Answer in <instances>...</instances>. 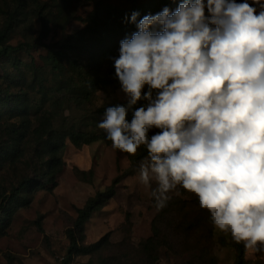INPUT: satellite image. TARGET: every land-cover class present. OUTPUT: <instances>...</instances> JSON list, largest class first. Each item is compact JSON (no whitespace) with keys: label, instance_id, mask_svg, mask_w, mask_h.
<instances>
[{"label":"rangeland","instance_id":"1","mask_svg":"<svg viewBox=\"0 0 264 264\" xmlns=\"http://www.w3.org/2000/svg\"><path fill=\"white\" fill-rule=\"evenodd\" d=\"M181 2H20L25 5L22 20L6 45L23 47L0 56V92L9 94L22 106L20 112L11 111L0 100V207L7 204L14 211L11 225L0 234V264L235 263L237 253L230 235L214 229L209 213L198 206L193 194L183 190L180 196L170 193L172 199L166 207L157 210L152 197V190L157 187L155 181L146 185L139 177L140 165L147 159L139 163L137 171H130L129 154L113 149L111 143L97 140L76 146L70 137L78 132L104 131L98 127L104 118L98 110L128 100L115 76L111 58L119 56L120 42L138 30L128 22L131 14L139 12L138 21L164 7L176 10ZM38 4H47V37L42 35V23L37 17ZM15 6L16 0H0L4 9ZM92 14L89 33L68 43L67 37L84 28V20ZM5 22L6 14L0 12V29ZM61 47L66 53L67 70L57 75L43 57L50 49ZM112 73L116 83L100 84L95 89L87 87L85 90L92 96L85 97L88 80ZM147 89L145 85L142 93ZM13 130L20 154L16 158L7 156L2 149L10 145ZM54 130L64 139L56 185L49 183L32 194L24 187L17 198L8 202L11 189L20 181L36 174L39 178L44 173L43 164L49 156L43 140ZM118 177L121 179L115 196L76 228L77 210ZM28 198L31 201L25 204ZM154 220L158 232L153 241L146 242L153 235ZM70 229L79 246L95 243L108 232L110 235L96 251L70 254ZM245 257L246 264H264V253L246 249Z\"/></svg>","mask_w":264,"mask_h":264},{"label":"clouds","instance_id":"2","mask_svg":"<svg viewBox=\"0 0 264 264\" xmlns=\"http://www.w3.org/2000/svg\"><path fill=\"white\" fill-rule=\"evenodd\" d=\"M138 16L111 58L127 108H106L98 127L113 149H147L139 177L155 181L157 210L170 193L193 194L214 229L264 253V0H183Z\"/></svg>","mask_w":264,"mask_h":264},{"label":"trees","instance_id":"3","mask_svg":"<svg viewBox=\"0 0 264 264\" xmlns=\"http://www.w3.org/2000/svg\"><path fill=\"white\" fill-rule=\"evenodd\" d=\"M19 1V2H18ZM16 0V6L14 8H7L4 9L0 7V12L6 14V22L4 23L3 27L0 29V46H2V50L0 51L1 55H6L10 51L17 50L21 47H23V44H19L17 46H11L6 45V42L8 41L11 33L14 31V29L17 27L19 22L22 20L21 16L24 13V7L25 5L20 3L23 0ZM156 1V0H153ZM160 3L168 5L170 3V0H158ZM242 1V0H241ZM47 11V4H38L37 5V17L42 23V35L44 37H47L50 33V21ZM93 18V14L90 15L88 18H86L84 21L86 22V26L72 34H70L68 38V43H72L76 41H79L81 37L86 36L87 33L92 29L91 25V19ZM45 60V63L51 68L52 72L56 73L57 75H63L65 74V71L67 70V67L65 65V58L66 53L65 50L61 47L59 49H50L48 54L43 57ZM75 69V68H74ZM81 71V70H80ZM77 73H79V70H77ZM114 73L111 74V76H96L88 80L86 87H92V89H95L96 86L100 84H112L116 83L115 79L113 78ZM86 98H91V92L88 90H85ZM148 91V89L146 90ZM145 91V92H146ZM155 90L153 91V95L155 96ZM22 97L19 95L18 99H21ZM0 100L3 102L1 103L6 108H9L11 111H19L22 110L21 104L18 103L16 99H11V96L7 93L0 92ZM147 101L140 100L137 102L136 105H133L132 108H129L127 110L126 120L128 122H131L133 118V113L135 109L139 107H146ZM128 100L121 101L113 104H109L105 107H102L98 110L100 114L105 113L106 108L112 107V106H125L127 108ZM16 130H13L12 135L10 137V145L7 144L6 147L2 148L5 151V154L7 156H12L13 158L19 157V149L16 146V137L17 133ZM159 129H152L149 133V135L155 134L156 132H159ZM57 131H52L50 134H48V137L43 140V143L45 145V148L47 149V154L49 158L45 160L43 164L44 173L39 177L38 175H34L26 180L20 181L18 186H14L11 189V195L8 197V202L14 198H17L20 194V191L22 188L27 187L29 189V193L32 194L33 192L42 189L45 187V185H49L51 183L53 186L57 183V177L60 171V167L62 165V160L59 157V153L61 149L64 146V139L59 138L58 134H56ZM53 134H55L53 136ZM71 141L76 145L79 146L84 143H91L93 141L97 140H105L107 143H111L106 139V132H98V133H92V132H78L73 133L70 135ZM131 161H132V168L130 171H137L139 163L143 160L147 159V149L144 146H141L135 155H130ZM41 169V170H42ZM120 177L114 179L113 183L105 190V191H99L96 193L95 196L91 197L84 207L79 208L78 211V218L76 221V228H79L85 221H87L92 213L95 211L101 209L111 198H113L116 194V187L120 182ZM4 200L3 202H5ZM31 198H28L25 204L30 203ZM0 234L4 233L7 228L11 225L12 216H13V209L12 207L7 208V204L0 207ZM3 213V214H2ZM158 224L156 220H154L153 223V235L147 238L146 242H151L155 239L156 233L158 232ZM42 229V228H40ZM110 233L108 232L105 234L99 241L89 244L87 246H79L77 237L75 235V232L73 230H69V237L71 239V245L69 249V253H73L74 251H83V252H92L96 251L99 248L102 247V245L105 243V241H108ZM233 245L236 249V260L234 264H246L247 260L245 257L246 254V248L243 244H237L234 241ZM67 263V262H66Z\"/></svg>","mask_w":264,"mask_h":264}]
</instances>
